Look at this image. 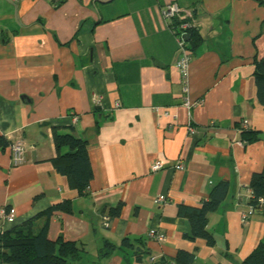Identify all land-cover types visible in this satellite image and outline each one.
<instances>
[{
    "label": "crops",
    "instance_id": "1",
    "mask_svg": "<svg viewBox=\"0 0 264 264\" xmlns=\"http://www.w3.org/2000/svg\"><path fill=\"white\" fill-rule=\"evenodd\" d=\"M171 2L193 9L197 23L186 94L161 13ZM261 59L264 0H0V136L26 143L16 165L9 143L0 145V209L13 210L14 225L31 218L39 225L42 211L71 201V212L51 216L47 236L81 241L75 264H155L151 255L172 264L179 249L193 251L194 264H239L264 242V212L241 221L251 177L264 167L254 77ZM186 96L197 102L189 109ZM243 121L256 139H240ZM61 125L87 140V194L50 161L52 127ZM156 160L163 168L152 171ZM178 160L184 169L174 168ZM221 179L227 196L207 219L215 244L185 237L179 204L200 205ZM152 227L162 241L148 237ZM107 242L115 248L101 256Z\"/></svg>",
    "mask_w": 264,
    "mask_h": 264
},
{
    "label": "trees",
    "instance_id": "2",
    "mask_svg": "<svg viewBox=\"0 0 264 264\" xmlns=\"http://www.w3.org/2000/svg\"><path fill=\"white\" fill-rule=\"evenodd\" d=\"M199 41L197 29L189 32L188 48L192 50ZM257 86V98L264 105V60H257L254 68ZM240 139L250 141L257 138L256 131L240 127ZM52 141L56 155L50 159L55 170L67 178L71 188L80 195L89 192V184L93 177L87 140L76 137L72 127L53 126ZM10 143L0 136V145ZM251 197L248 204L256 205L259 197H264V167L261 172L254 173L250 180ZM229 190L227 180L217 181L211 188L208 197L198 206L179 204V214L187 218L189 230L184 236L192 240L202 238L208 246L215 244L213 234L207 229L208 214L215 211L225 200ZM122 204L119 203L110 211V215L118 216ZM57 211L71 212V201L64 200L52 204L39 215L44 217L41 224L36 225L33 218L20 225H14L0 232V264H75L84 251L81 241L64 239L59 235L55 239L47 236L51 216ZM122 245H131L129 238L122 239ZM114 245L106 243L101 249V256L111 254ZM140 257V255H139ZM138 257V258H139ZM163 263L168 260L160 259ZM195 253L179 249L172 260L173 264H194ZM239 264H264V242L260 241L251 253Z\"/></svg>",
    "mask_w": 264,
    "mask_h": 264
},
{
    "label": "built area",
    "instance_id": "3",
    "mask_svg": "<svg viewBox=\"0 0 264 264\" xmlns=\"http://www.w3.org/2000/svg\"><path fill=\"white\" fill-rule=\"evenodd\" d=\"M162 16L164 20H166L167 28L171 31L174 36L175 42L177 44V48L179 51L178 57L175 61V67L179 71L182 89L186 94L188 90V76H189V68L191 63V52L188 48V39L189 32L192 29H197V23L195 20V16L193 13V9L191 8H183L180 7L177 3L171 2L166 4L161 10ZM197 102L190 100L187 96L183 99V104L189 109ZM118 105V103H116ZM154 110L157 111V107H154ZM164 114H167V111H163ZM76 119L75 115H72V120ZM215 125V124H209ZM243 127L246 128V121H243ZM197 127L192 126L191 124L188 126V132L192 135L196 134ZM25 146L26 143L22 138L14 139L9 143L10 147V156L11 162L13 165L19 164L24 160L25 156ZM174 168L177 170H181L185 168V163L182 160H178L174 165ZM163 168V161L156 160L151 164L150 169L152 171H157ZM166 200L163 194L156 196V201L162 203ZM261 211L264 212V197H259L257 199L256 205L248 204L247 208L241 212V221L246 222L249 217L255 212ZM109 215H102V225H109ZM16 222V215L14 214L12 209H8L2 207L0 209V232H3L7 229L8 226L14 225ZM148 237L155 239L157 241H162L164 239V235L154 227L148 230ZM148 260L155 264H170L163 263L159 258L155 255L148 256ZM173 264V263H172Z\"/></svg>",
    "mask_w": 264,
    "mask_h": 264
},
{
    "label": "water",
    "instance_id": "4",
    "mask_svg": "<svg viewBox=\"0 0 264 264\" xmlns=\"http://www.w3.org/2000/svg\"><path fill=\"white\" fill-rule=\"evenodd\" d=\"M189 37H187V39H188ZM261 139H264V133H261V134H259L258 135Z\"/></svg>",
    "mask_w": 264,
    "mask_h": 264
}]
</instances>
